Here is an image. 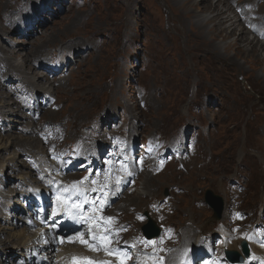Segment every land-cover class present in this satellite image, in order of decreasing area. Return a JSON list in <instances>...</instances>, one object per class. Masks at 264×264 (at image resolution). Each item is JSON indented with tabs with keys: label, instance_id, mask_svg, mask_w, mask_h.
Here are the masks:
<instances>
[{
	"label": "rangeland",
	"instance_id": "1",
	"mask_svg": "<svg viewBox=\"0 0 264 264\" xmlns=\"http://www.w3.org/2000/svg\"><path fill=\"white\" fill-rule=\"evenodd\" d=\"M182 2L0 0V51L15 54L11 62L22 65L25 74L49 76V82L36 81L26 90L22 87L28 80L13 72L7 75L1 66L5 57L0 54V72L5 74L0 77V95L7 104L0 107V147L4 148L0 150V240L10 243V248L0 249L2 262L12 257L21 263L57 264L60 251L17 250L7 237L23 229L25 233L16 240L23 243L28 235L51 224L57 237L69 239L75 227L82 226L76 220L64 223L50 215L59 202L57 197L67 196L63 195L66 188L89 177L78 185L82 194L72 200L79 203L83 196L89 202L88 207L83 204L84 212L111 215L140 190L138 177L147 172L155 205L128 207L135 223L133 227L126 219L124 229L131 228L140 236L147 214L160 231V252L168 242L163 237L166 233L172 236L175 231L180 236L183 227L189 226L185 219L192 205V212L202 220L201 230L193 237L201 238L202 244L190 239L181 247L187 255L200 249L193 264H222L224 250L242 255L241 243L246 241L249 250L264 249V178L259 179L263 164L243 152L240 138L218 135L214 113L220 109L221 97L214 91V49L200 42L208 40L195 35L194 14ZM101 75L111 80L120 95L104 93L110 85L94 81ZM231 83L238 98L248 96L252 103L262 105L264 90L254 93L240 75ZM131 103L139 116L130 109ZM255 122L250 117V128ZM253 144L264 148V139ZM193 151L197 163L189 172L184 160ZM198 171L202 172L199 177ZM113 183L112 191L107 190ZM207 190L222 199L218 220L204 201ZM121 212L114 214L119 218ZM39 220L42 226L36 223ZM205 229L207 234H202ZM244 236L249 240L240 238ZM170 243L177 246L181 240L176 236ZM143 245L130 248L141 253Z\"/></svg>",
	"mask_w": 264,
	"mask_h": 264
},
{
	"label": "bare ground",
	"instance_id": "2",
	"mask_svg": "<svg viewBox=\"0 0 264 264\" xmlns=\"http://www.w3.org/2000/svg\"><path fill=\"white\" fill-rule=\"evenodd\" d=\"M183 3L188 6L187 10L195 15V16L193 15L192 18V20L194 19L193 29L196 30L194 31L195 35L199 38H202L203 40H208V43L206 42V44L203 41L200 42L208 46L209 48L214 49V91L216 92V94L220 95L221 97L220 109L217 111V113H214V122L217 125H219V129L217 131L218 135L222 134L223 137L226 139L240 138L242 140L240 146L243 152L247 156L249 157L251 156L252 158L257 159L259 161V164H263V168L261 169L262 170L261 174H259V179L262 181V178H264V148L259 147L258 145H254L253 140L258 142L264 139V105H263L264 101L262 105H260V103H252L250 99H247L250 98L248 96H245L244 98H238L236 88L233 87L235 83H231V82L234 76L240 75L242 80L245 82V85L249 87L254 93H258L264 90V0H184L182 4ZM198 14H201L203 16H198ZM207 25H211L212 27L207 28L206 30L205 27ZM190 26L192 27V22H190ZM193 29L191 28V30ZM189 35L187 37V40H191L188 39L190 38ZM193 41L197 44L199 42V40H194V39ZM207 52L209 53V51ZM210 53H212V51ZM0 54H2V51H0ZM2 57H5L4 59L6 63L5 65H1V66H3L6 69L7 75L10 74L9 72L11 73L13 72L16 73L18 76H20L21 78L28 80L23 83L25 86L22 88L27 90V87L34 86L33 84L34 82L36 84V81L38 82V84H40L39 82L42 80L45 81V83L49 82V76L47 74L43 75L41 73V75H37L32 72H29V75L28 73L25 74V72H23L25 68L22 65H19V63L16 62L15 63L11 62V60H14L15 54L6 55L3 53L1 58ZM246 67L248 68V70ZM2 75L5 74L0 72V77ZM39 77L41 79L38 81ZM2 80L3 78L1 79V81ZM94 81L101 86L106 85L107 83L110 85L109 88L106 90V92H104L106 93V95L108 92H111L112 96L113 94L117 93L120 95L121 93L120 90L119 93V91L116 90V88L113 85H111V80L106 78V75H101L99 79L97 77H94ZM100 88L101 87H98V89ZM79 89L81 90L82 86L80 88L77 87L74 88L72 90V93L73 92L76 93L75 91ZM60 94L61 95L65 94V91H62ZM1 95H0V107H4L7 104L1 101L2 98L5 97V96L2 97ZM122 97L125 98L123 95ZM16 103L17 102L15 101V104ZM130 106H131L130 109L133 111V113L136 112L137 116L141 114L137 111L138 109L134 106V104ZM250 117H253L256 120V122L254 123L256 125L251 123L253 125L251 128H250L251 125L249 123ZM144 121L146 122L147 120L144 118ZM74 135L76 136L78 134H74ZM251 144L254 145L256 148L253 147ZM28 146H30V144ZM249 148H251L253 151L251 154L248 152ZM3 149H4L3 147H0V150ZM228 156L229 159L233 158L232 155H228ZM196 157H197V153H194L193 151L187 159L185 158L184 164H185V168L188 171L192 166V164L196 165L197 163L195 161ZM243 157L245 158V155H243ZM147 173L148 174H146L145 176L140 175V177H138L140 181V190L134 191L128 200H124V202L127 203L125 207L122 205L124 207V208L122 207V210L119 209L116 210V211H122L123 214L125 213L124 215L122 214V216L119 218L116 217L115 215L116 211H113L111 215H109L108 213L103 214V211L98 212L97 210L93 211L92 213H89V212H84L83 208L80 210L72 209L71 204L76 203V200L69 201L67 208H65V206L59 201L54 204V208L50 214L54 219L62 220V222L66 223L68 222L69 218L72 219L70 212L79 211L81 213L77 217L76 221L82 227L80 229L75 227L76 228L75 230L77 231L73 237L69 239L57 237L55 234L57 232L55 226L51 224H46L43 226L44 228L38 229L34 233H31L30 236L28 235V237L23 241V243L21 242L18 243V241H16L19 239V235L21 233H25L24 230L23 229L21 230L20 228H19L20 229L19 232L10 233L7 238H9L10 241L11 240L13 241V243L12 242L11 243L16 245L17 250L21 248L24 249L26 252L28 250L31 252H36L41 248H45L50 253L53 252L54 250L60 251L62 255H60L57 264H87V260L92 261L93 264H120V259L118 258V255L108 254L106 249H112L114 253L116 250H121L122 253H127L129 259L126 260L125 264H162V261H164V264H180L177 263L179 260L183 261V263L185 262V264H193L194 254L195 252L198 253L200 249H194L192 255L190 254L187 255L185 253L186 250L181 247L187 243H190L189 242L190 239L192 240L194 239L193 242L194 241L197 242L195 245L200 243L202 244L201 238L199 240L197 236L193 237V235L196 232H198V230L199 231L201 230L200 223H202V220L198 219L195 213L192 212L193 209L192 205L191 208L189 209V213L186 216L187 218L185 219V221L189 223L188 224L189 226L183 227L184 230L182 231V235L180 234V236L178 235L177 232L175 233V231L171 233L172 236L169 235V233H166L165 236H163L167 239L168 242H166V246L164 247L165 249L163 248L159 249L160 252H158V256H159L158 259L150 256H142L141 253L137 254L128 249L131 243L138 242V237H139L138 235L137 236L134 235L135 233L134 234L132 233V230H130L131 228L130 229L128 228V230L124 229L125 226L123 224L125 223L126 219L130 220L129 223L132 226L133 223H135L133 222L131 217L133 210L132 211L130 210L131 211L130 212L129 210H127L128 207L140 208L141 205L144 204L143 207H145V209H149V207L155 205V196L151 194V188L153 186H151V182L149 181L148 178L150 176V173L149 172ZM201 173L202 172L198 171L196 176L198 177L201 176L200 175ZM115 186H116L115 183H113V185H109L107 187V190L112 191V187ZM63 195H67V194L64 193ZM81 199L82 200H78V202L83 203L85 206L88 207L89 202L86 201V198L82 196ZM99 204L101 205V202H99ZM27 209H28V205H27ZM222 209H223V202H222ZM93 213L95 215H90ZM145 215L147 218H149L147 214ZM100 217H104V218L111 217L112 219L110 221L107 219L98 220ZM223 217H226V214H224ZM40 221L41 220H39L36 223L39 226H42L41 225L42 223H40ZM36 223L34 224L36 225ZM221 223L222 222H220V226ZM32 224L33 223L31 222V225ZM130 224L127 225L130 226ZM199 224L200 226H198ZM224 224L225 223H223L222 225ZM12 226H13L12 228H15V225ZM205 231L206 232L202 234H207L208 230L205 229ZM114 232L116 236L114 235ZM225 233L226 235H228V238H230L231 234L228 232ZM200 234L201 233L199 232L198 236H200ZM0 235L2 236V230H0ZM176 236L180 238L181 244L180 245L178 244L177 246L172 245L171 247L170 241L172 240V238H176ZM93 237H95V240H93ZM240 238L249 240L245 236ZM115 240H120V244L116 243ZM242 240H240V242ZM109 241H111L110 244H108ZM9 245H10L9 240H5V239L0 240V249L3 248L4 250L8 249L10 248ZM59 245L60 246L63 245V248L56 249V246ZM234 247L236 250H238L237 244H235L233 248ZM251 248L252 247H250V250L251 252H253L252 253L253 258L258 257V259L256 258V260L254 259V261L257 262L258 264H264V249L255 248V247L253 249ZM223 250L224 248L222 247L221 251ZM257 252H259L260 254ZM240 256L244 257L243 254ZM85 258H87V260H85ZM178 258L179 260H177ZM2 260L0 259V264H26V262L27 263L30 262V264H34L32 260L26 262L23 261L21 263V261L13 260L12 257L10 258L7 257L3 262ZM35 263L40 264V262H35ZM50 264H55V263L52 262Z\"/></svg>",
	"mask_w": 264,
	"mask_h": 264
},
{
	"label": "snow or ice",
	"instance_id": "3",
	"mask_svg": "<svg viewBox=\"0 0 264 264\" xmlns=\"http://www.w3.org/2000/svg\"><path fill=\"white\" fill-rule=\"evenodd\" d=\"M89 177H84L83 180L79 181V182H74L70 188H66L65 192L67 193V196L63 198V200H61V197H57L58 201H60L65 208H67L69 201H71L73 199V197L75 196L77 199L79 197V195H81L82 193L80 192V189L78 188V185H82L84 183L85 180H88ZM93 184L96 183L95 180L92 181ZM120 181H117V184H119ZM93 191H96V189H93ZM95 205H93L94 207ZM71 208L72 209H76V210H80L83 208V203H72L71 204ZM81 213L79 211L76 212H70L71 218L73 220H77V217L80 215ZM100 220H111V217L108 218H104V217H100ZM99 226V224H98ZM103 239V237H102ZM93 240H95V237H93ZM85 242V241H82ZM146 244L148 243L147 241L145 242ZM106 251L108 252V254H117L118 258L120 259V264H125L126 260L129 259V257L127 256V253H122L120 250H116L115 253L113 252L112 249H106ZM75 259V258H74ZM85 260H87V258H85ZM87 264H93L92 261L87 260Z\"/></svg>",
	"mask_w": 264,
	"mask_h": 264
},
{
	"label": "water",
	"instance_id": "4",
	"mask_svg": "<svg viewBox=\"0 0 264 264\" xmlns=\"http://www.w3.org/2000/svg\"><path fill=\"white\" fill-rule=\"evenodd\" d=\"M204 201L205 203L212 209L213 211V219L218 220L220 218L221 212H222V199L219 196L214 195L210 190H207L204 194ZM147 228L153 232H156V227L150 223V221L142 227L143 231ZM144 235L147 238H151L152 235L146 233L144 231ZM246 251V248H245ZM238 257L234 259V261H237Z\"/></svg>",
	"mask_w": 264,
	"mask_h": 264
}]
</instances>
